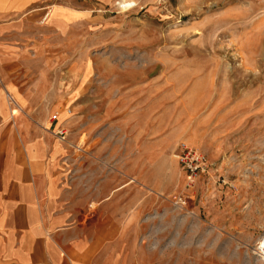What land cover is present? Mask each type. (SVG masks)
<instances>
[{
    "label": "rangeland",
    "instance_id": "1",
    "mask_svg": "<svg viewBox=\"0 0 264 264\" xmlns=\"http://www.w3.org/2000/svg\"><path fill=\"white\" fill-rule=\"evenodd\" d=\"M47 4L0 31V109L17 83L23 112L60 120L70 107L68 137L90 126L82 140L145 145V165L130 166L159 192L136 231L144 264H264V0ZM181 141L209 163L191 186Z\"/></svg>",
    "mask_w": 264,
    "mask_h": 264
},
{
    "label": "crops",
    "instance_id": "2",
    "mask_svg": "<svg viewBox=\"0 0 264 264\" xmlns=\"http://www.w3.org/2000/svg\"><path fill=\"white\" fill-rule=\"evenodd\" d=\"M48 1L0 0V31L25 26ZM51 11L65 21L63 5ZM41 13L36 23L50 15ZM86 81L79 75L77 85ZM16 84L4 86L19 106L9 112L3 99L0 109V264H144L136 231L146 198L159 192L148 194L145 176L130 173V166L145 165V145L82 140L90 126L68 137L70 107L60 120L46 110L23 112L28 99ZM59 127L67 129L66 139L56 133ZM161 145L153 143V150Z\"/></svg>",
    "mask_w": 264,
    "mask_h": 264
},
{
    "label": "built area",
    "instance_id": "3",
    "mask_svg": "<svg viewBox=\"0 0 264 264\" xmlns=\"http://www.w3.org/2000/svg\"><path fill=\"white\" fill-rule=\"evenodd\" d=\"M51 118L56 120L58 118V113H54ZM56 133L61 139H66L67 129L59 127ZM176 156L181 163L184 164L188 172L189 186L193 185L196 179L209 169L207 157L202 150L189 145L186 141H181L179 143Z\"/></svg>",
    "mask_w": 264,
    "mask_h": 264
},
{
    "label": "bare ground",
    "instance_id": "4",
    "mask_svg": "<svg viewBox=\"0 0 264 264\" xmlns=\"http://www.w3.org/2000/svg\"><path fill=\"white\" fill-rule=\"evenodd\" d=\"M11 97H13V99H14L15 106H19V103H18V101L16 100V98H15L14 96H12V95H11ZM65 112H66L67 114H71V109H70V108H66V109H65ZM262 251L264 252V244H263V246H262Z\"/></svg>",
    "mask_w": 264,
    "mask_h": 264
}]
</instances>
